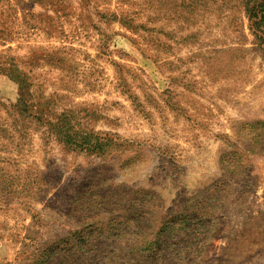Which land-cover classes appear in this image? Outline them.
Here are the masks:
<instances>
[{
    "label": "rangeland",
    "instance_id": "1",
    "mask_svg": "<svg viewBox=\"0 0 264 264\" xmlns=\"http://www.w3.org/2000/svg\"><path fill=\"white\" fill-rule=\"evenodd\" d=\"M0 264H264V0H0Z\"/></svg>",
    "mask_w": 264,
    "mask_h": 264
}]
</instances>
